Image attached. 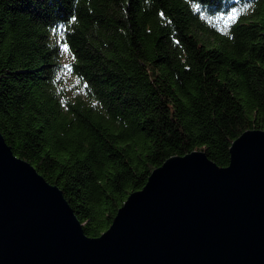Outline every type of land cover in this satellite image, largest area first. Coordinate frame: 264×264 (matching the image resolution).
Listing matches in <instances>:
<instances>
[{"label":"trees","instance_id":"trees-1","mask_svg":"<svg viewBox=\"0 0 264 264\" xmlns=\"http://www.w3.org/2000/svg\"><path fill=\"white\" fill-rule=\"evenodd\" d=\"M250 129L264 131V0H0V132L86 235L166 158L226 166Z\"/></svg>","mask_w":264,"mask_h":264},{"label":"water","instance_id":"water-1","mask_svg":"<svg viewBox=\"0 0 264 264\" xmlns=\"http://www.w3.org/2000/svg\"><path fill=\"white\" fill-rule=\"evenodd\" d=\"M0 264H264V131L235 138L226 166L166 158L95 237L0 132Z\"/></svg>","mask_w":264,"mask_h":264},{"label":"rangeland","instance_id":"rangeland-1","mask_svg":"<svg viewBox=\"0 0 264 264\" xmlns=\"http://www.w3.org/2000/svg\"><path fill=\"white\" fill-rule=\"evenodd\" d=\"M63 61L67 62V61H68V58H64ZM69 80H71V78H69ZM69 84H70V83L68 82V85H69Z\"/></svg>","mask_w":264,"mask_h":264}]
</instances>
